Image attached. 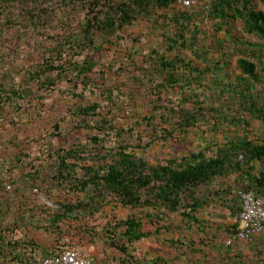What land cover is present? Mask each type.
Here are the masks:
<instances>
[{"label": "trees", "instance_id": "1", "mask_svg": "<svg viewBox=\"0 0 264 264\" xmlns=\"http://www.w3.org/2000/svg\"><path fill=\"white\" fill-rule=\"evenodd\" d=\"M207 6L0 0V66L18 65L0 84V108L15 105L24 120L18 104L38 99L28 131L48 96L61 111L46 120L47 138L61 140L51 157L43 151L37 166L22 154L33 170L24 183L57 202L29 226L57 244L10 237L21 223L7 225L0 210V264H44L73 248L94 264H183L191 255L189 264H264V240H249L259 248L248 257L239 252L249 241L228 246L238 192L264 198V0ZM23 163L16 156L14 169ZM223 209L233 226L209 221ZM119 210L132 214L116 218ZM144 241L175 257L142 258ZM91 246L102 261L84 252Z\"/></svg>", "mask_w": 264, "mask_h": 264}, {"label": "rangeland", "instance_id": "2", "mask_svg": "<svg viewBox=\"0 0 264 264\" xmlns=\"http://www.w3.org/2000/svg\"><path fill=\"white\" fill-rule=\"evenodd\" d=\"M209 24L210 23H208V25ZM129 33L135 35L136 32L131 29ZM254 41H256L255 43L258 42L257 40ZM111 55L110 60L112 62L119 60L116 55L114 56V53ZM17 68L18 65L13 61H8L4 66H0V84L3 82L6 75L10 74V71H17ZM11 76L17 81V84H19L18 86H20L21 81L17 74L13 73ZM0 96H2L1 93ZM18 105L23 108L24 113L27 112V114L24 115V120L15 113V105L13 106L10 103H6L3 108H0V210L9 212L8 216L5 218L7 225H16L17 221H20L21 223L13 229L14 234L10 235V237L16 240L22 239L21 237H30V239L34 238L35 241L42 245L47 244L55 246L57 244L56 237L40 234L36 232L33 227L29 226V221H35L36 219L44 221L48 216L52 215L56 210L55 206L57 202L54 200V193L49 194L45 191L46 189H40L39 187L31 188L33 185L32 183H24V174H31L33 170L30 166L28 167L29 164L22 154L31 157L29 162H31V164H37V166L40 165V163L44 164V155L41 158L42 161H38V157L43 151L47 154L46 157H51L50 153L53 154L54 150L51 148L50 144L52 143L53 146L55 144L54 149H56L61 140H50L47 138V130L49 126L47 125L46 120H49L48 118L51 113H53L55 117L60 115V106L57 104L55 106L53 100L48 96V101H46L45 104L46 109L44 108L45 112L42 114L44 117L41 121L38 120L36 124L32 126L33 128L28 131L25 125L35 118L33 116V114L36 113L34 106L39 107L41 104L38 99H31L28 102H20ZM12 141L14 142V145H9ZM16 156L25 161L20 170L14 169ZM131 214L132 211L130 210H119L114 216L116 218H126ZM106 223L105 219H101L95 224L105 227ZM67 225H74V227H76L71 221H67ZM149 229L152 230L151 228ZM257 240L261 243L264 240V237L257 238ZM251 241L245 243V245L241 244L240 249L242 250L239 252L241 256L248 257L249 253L256 252L259 248L257 243L254 241L250 243ZM137 246L142 258L148 254L155 259L159 256L166 258L175 257L172 250L152 241L140 242ZM83 250L88 256H96L101 261L106 256L105 253H102L97 247H85ZM112 254H114L115 257H119L118 254L108 252L110 257L113 256ZM191 259H194L192 255L190 259L187 257L183 264H189L190 261L192 263Z\"/></svg>", "mask_w": 264, "mask_h": 264}, {"label": "built area", "instance_id": "3", "mask_svg": "<svg viewBox=\"0 0 264 264\" xmlns=\"http://www.w3.org/2000/svg\"><path fill=\"white\" fill-rule=\"evenodd\" d=\"M213 0H179L187 8L201 6L203 2L210 7ZM207 6V7H208ZM208 7V9H209ZM242 212L239 217V228L228 241L233 246L242 241H249L264 235V198L254 191L239 193ZM96 259H87L81 249L65 250L60 257L46 261L44 264H94ZM41 264V263H40Z\"/></svg>", "mask_w": 264, "mask_h": 264}, {"label": "crops", "instance_id": "4", "mask_svg": "<svg viewBox=\"0 0 264 264\" xmlns=\"http://www.w3.org/2000/svg\"><path fill=\"white\" fill-rule=\"evenodd\" d=\"M224 210V212H217V216H215V217H212L213 216V212L214 211H209V213L210 214H212V218H211V220H209V221H211V223L213 224V225H219V226H221V228L224 226V225H231V226H233L234 225V223H235V219H233V218H231V216H230V212H229V210H227V209H223ZM222 217H224L225 219H222ZM222 220H224V222L222 221ZM209 231V230H208ZM212 234H214L215 235V231L213 230V232H212ZM219 235H223V232L221 231V232H219Z\"/></svg>", "mask_w": 264, "mask_h": 264}, {"label": "clouds", "instance_id": "5", "mask_svg": "<svg viewBox=\"0 0 264 264\" xmlns=\"http://www.w3.org/2000/svg\"><path fill=\"white\" fill-rule=\"evenodd\" d=\"M211 5H212V4H211ZM241 191H243V190H240V191L238 192V195H239V193H240ZM239 199H240V196H239ZM262 237H264V235L261 236V237H257V238H262ZM257 238H254V239H257ZM252 240H253V239H252Z\"/></svg>", "mask_w": 264, "mask_h": 264}]
</instances>
